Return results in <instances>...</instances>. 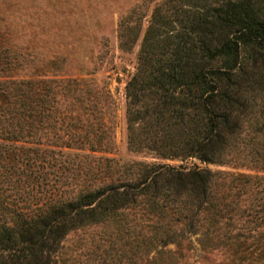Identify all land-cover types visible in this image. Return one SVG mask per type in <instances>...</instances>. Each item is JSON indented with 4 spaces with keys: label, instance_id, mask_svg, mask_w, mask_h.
I'll use <instances>...</instances> for the list:
<instances>
[{
    "label": "trees",
    "instance_id": "1",
    "mask_svg": "<svg viewBox=\"0 0 264 264\" xmlns=\"http://www.w3.org/2000/svg\"><path fill=\"white\" fill-rule=\"evenodd\" d=\"M151 1L117 22L119 50L138 41L129 159L114 155L98 98L73 117L52 80L0 70V264H51L67 232L92 226L134 264H179L196 246L264 264V0H155L141 31ZM10 56L0 48V65Z\"/></svg>",
    "mask_w": 264,
    "mask_h": 264
},
{
    "label": "rangeland",
    "instance_id": "2",
    "mask_svg": "<svg viewBox=\"0 0 264 264\" xmlns=\"http://www.w3.org/2000/svg\"><path fill=\"white\" fill-rule=\"evenodd\" d=\"M140 1L0 0V48H6L13 56H10L12 61L1 63L2 73L16 79L52 80L57 89L53 105L57 111L73 117H82L83 102L88 101L84 96L98 98L104 116L110 118L107 125L113 132L114 155L121 160L134 156L125 147L123 87L133 69L138 41L130 51L119 50L117 22L129 7ZM154 1L145 8L141 31ZM67 84L69 89L65 87ZM85 87L87 94L80 90ZM100 87L109 90L111 97L101 96L97 92ZM106 105L113 108L112 115L104 110ZM56 126L57 122L49 132H56ZM238 170L253 172L247 168ZM99 229L92 226L67 232L51 264H134L126 257L108 256L112 251L106 241L98 239ZM167 247L174 249L172 245ZM181 251L184 258L179 264L229 263V255L223 250L206 252L196 246ZM136 264H145V260Z\"/></svg>",
    "mask_w": 264,
    "mask_h": 264
}]
</instances>
